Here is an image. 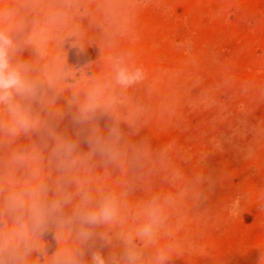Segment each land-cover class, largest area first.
<instances>
[{
    "label": "rangeland",
    "instance_id": "rangeland-1",
    "mask_svg": "<svg viewBox=\"0 0 264 264\" xmlns=\"http://www.w3.org/2000/svg\"><path fill=\"white\" fill-rule=\"evenodd\" d=\"M0 31L34 86L27 131L0 106L4 264H264V0H0Z\"/></svg>",
    "mask_w": 264,
    "mask_h": 264
},
{
    "label": "clouds",
    "instance_id": "clouds-1",
    "mask_svg": "<svg viewBox=\"0 0 264 264\" xmlns=\"http://www.w3.org/2000/svg\"><path fill=\"white\" fill-rule=\"evenodd\" d=\"M15 51L16 46L13 40L9 35L0 31V106H3L11 117V125L8 130L10 134L13 135L21 129L27 131L31 123L22 104L17 100V97L24 98L34 94V86L26 76V67L12 63V56ZM143 78V68H129L123 65L122 62H117L115 65V81L122 87L127 88ZM94 106L95 92L89 94L88 104L85 110H90ZM111 134L116 139H119V132L117 129H112ZM74 147L75 145L69 141H60L58 142L56 151L62 152L64 155H69ZM100 147L101 150L110 151L107 145H102ZM87 199L88 197L86 195L85 200ZM58 207V204L53 205V208ZM115 211L116 206L114 199L105 197L99 208L85 213L82 220L84 223L90 225L108 222L113 219ZM152 231V225L147 224L140 230V234L150 237ZM81 235L87 239L90 233L82 231ZM164 259H166V257L160 254L159 260L161 264ZM138 261L139 254L132 248L127 249L119 258L109 257L107 261L100 252L92 253L93 264H138ZM0 264H4L3 259H0Z\"/></svg>",
    "mask_w": 264,
    "mask_h": 264
}]
</instances>
